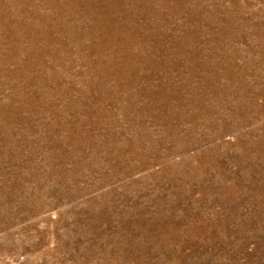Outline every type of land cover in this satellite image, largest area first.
I'll return each mask as SVG.
<instances>
[{
	"label": "rangeland",
	"instance_id": "1",
	"mask_svg": "<svg viewBox=\"0 0 264 264\" xmlns=\"http://www.w3.org/2000/svg\"><path fill=\"white\" fill-rule=\"evenodd\" d=\"M0 264H264V0H0Z\"/></svg>",
	"mask_w": 264,
	"mask_h": 264
}]
</instances>
